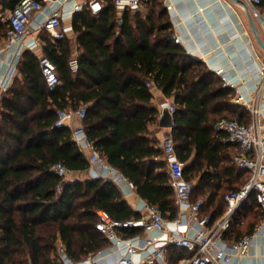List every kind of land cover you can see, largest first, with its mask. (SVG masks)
<instances>
[{"label": "trees", "instance_id": "obj_1", "mask_svg": "<svg viewBox=\"0 0 264 264\" xmlns=\"http://www.w3.org/2000/svg\"><path fill=\"white\" fill-rule=\"evenodd\" d=\"M99 13L88 9L73 16L79 44V70L70 68L74 43L65 36L53 41L46 31L43 53L57 65L63 84L50 88L39 55L25 49L12 85L3 93L0 110V264H58L61 238L73 260L111 245L97 228V209L119 220L139 218L122 190L102 177L69 180L52 166L89 168L87 155L72 138V128L55 125L58 110L86 105L84 127L106 161L133 182L137 192L157 205L167 219L178 213L163 149L148 137L158 110L148 105L151 80L177 110L172 133L189 179L199 178L194 200L209 194L201 213L214 218L226 209L225 194L240 188L249 171L234 159L238 146L215 124L222 117L248 124V110L233 101L234 90L202 59L174 39V26L164 0L146 10L119 13L113 0H103ZM152 1V0H151ZM150 1V2H151ZM19 0H1L0 10ZM149 4V3H148ZM148 6V5H146ZM8 22L0 16V40ZM193 154L195 157H193ZM60 187L61 190H58ZM251 196L239 211L228 238L252 232L263 213ZM142 231L127 230L128 235ZM169 264L189 255L184 247H168Z\"/></svg>", "mask_w": 264, "mask_h": 264}, {"label": "built area", "instance_id": "obj_2", "mask_svg": "<svg viewBox=\"0 0 264 264\" xmlns=\"http://www.w3.org/2000/svg\"><path fill=\"white\" fill-rule=\"evenodd\" d=\"M113 1L122 14L126 9L139 10L151 0ZM244 1L248 4L253 17L260 21L264 32V0ZM104 5L103 0H19L4 19L8 22L9 28L6 37L0 40V106L3 93L12 85L23 51L25 49L36 51L43 45V40L39 36L28 38L33 23L38 31H46L50 39L55 41L64 38L73 30V24L64 23L67 16L73 17L77 11L83 9L99 13ZM167 8L171 9L172 4H167ZM203 9L204 7H200V10ZM174 39L181 44L188 43L179 34H174ZM6 53L10 56L7 61L4 59ZM39 61L48 86L54 88L62 85L63 79L57 71L55 62L44 53L39 54ZM5 64L7 67L3 69ZM69 65L73 73L79 70L78 55L70 59ZM216 73L222 77L223 86L235 91L233 101L248 107L252 113V120L248 124L229 117H222L215 124L219 131L226 133L229 142L238 146L234 160L239 167L249 171L248 180L240 188L225 194L227 206L220 216L214 218L211 213L202 214V208L206 205L208 197L192 199L195 181L187 178L185 162L177 153L172 131L169 132L161 146L168 165L169 181L175 192L177 216L171 221L166 219L160 208L147 200H144L140 207L142 213L139 218L119 220L107 211L97 209L99 215L97 228L106 235L112 246L123 249L117 264H168L170 245L184 247L189 253L182 257L178 264H232L235 256L244 257L250 252L253 238L264 229V123L260 119L262 106L255 99V95L264 86V64L256 66L247 77L239 80L228 77L222 67L217 68ZM147 85L155 86V82L151 80ZM165 107L168 108L174 121L177 110L175 100L169 99ZM86 115V105H81L77 109L61 108L58 110L55 125L72 128V138L79 148L90 149L92 164L103 166L125 178L123 173L106 161L88 136L83 124ZM74 120L79 122L75 127L72 125ZM52 170L61 178H66L69 171L61 161L56 162ZM129 184L134 187L133 182L129 181ZM58 190H61L60 187ZM251 196H254L256 207L263 213L262 217L255 224L252 232L245 233L239 239L228 238L227 233L234 224L245 223V218L236 220V217ZM186 219L188 223H193L191 227L195 230L192 234L181 229ZM171 223L175 225L178 233H173ZM135 227H141L148 236L143 238L141 233L128 235L127 230ZM101 251L80 260H73L60 238L58 264H98V254Z\"/></svg>", "mask_w": 264, "mask_h": 264}, {"label": "crops", "instance_id": "obj_3", "mask_svg": "<svg viewBox=\"0 0 264 264\" xmlns=\"http://www.w3.org/2000/svg\"><path fill=\"white\" fill-rule=\"evenodd\" d=\"M164 3L166 6L167 4H172V8L168 9V12L170 13L174 26V34H179L184 40H187L188 43L182 45L185 46L188 53L205 61L210 70L216 72L217 68L222 67L224 68V73L228 77L239 80L242 77H247L249 72L256 66L264 64V53L261 52L259 47L254 45L252 35L254 37L255 35L251 29L248 15L242 5L231 0H164ZM233 4L240 8L239 11H236ZM200 7H204V9L200 10ZM6 10L9 15L11 8H7L4 11ZM72 21V16H67L64 19L65 24H73ZM255 22L259 29L261 26L260 21L255 19ZM41 33L42 31H38L35 28V23H33L30 26L28 38L35 36L40 37ZM68 37L74 43L73 56L78 55L79 44L76 41L74 29L69 31ZM262 49L264 50V48ZM35 52L38 55L43 53V45L37 48ZM4 59L6 61L10 59L8 53L4 55ZM6 67V64L3 65V69ZM16 74L17 71L15 72V75ZM152 91L153 97L148 105L156 108L159 113L157 121L149 123V133L147 136L154 138L155 145L162 148L161 143L164 137L172 131V128L161 125L160 113L166 108V102L174 98L172 96H167L162 89L156 86H152ZM255 99H257V102L262 106L260 119L264 123V86L255 95ZM245 108L250 114V123L252 120V113L248 107ZM78 124L79 122L77 120L72 122L73 127ZM82 151L87 155L90 161V149L85 147ZM193 157H195L194 154ZM161 159L166 161L164 154ZM97 177L114 181L122 190L125 199L132 208L142 213L140 207L146 199L137 192L135 187L129 184L130 180L126 176L122 178L119 173L112 172L103 166L90 162V166L87 169L69 170L66 179L75 180ZM193 180L196 185L199 178L197 177ZM208 196L209 194H206L202 197ZM168 220L171 221L172 219ZM184 223L181 229L189 234L194 233L195 229L191 227L193 223H188L187 219L184 220ZM170 227L174 230V232L172 231L173 233H178L173 223L170 224ZM138 233H141L143 238L148 236V233L144 231H139ZM122 251V247H115L112 245L102 249L98 254V264H117ZM232 264H264V229L253 238L250 252L244 257L235 256Z\"/></svg>", "mask_w": 264, "mask_h": 264}, {"label": "water", "instance_id": "obj_4", "mask_svg": "<svg viewBox=\"0 0 264 264\" xmlns=\"http://www.w3.org/2000/svg\"><path fill=\"white\" fill-rule=\"evenodd\" d=\"M231 1L238 3L244 7V9L248 15L249 23H250L251 29L255 35V38H256L258 44L262 48H264V39L261 36V33H260V31L256 25L255 19H254L253 15L250 11L248 4L244 0H231ZM160 123L162 126H166V127H173L174 126V121H173L172 115L169 112L168 108H164L163 113L161 115Z\"/></svg>", "mask_w": 264, "mask_h": 264}, {"label": "rangeland", "instance_id": "obj_5", "mask_svg": "<svg viewBox=\"0 0 264 264\" xmlns=\"http://www.w3.org/2000/svg\"><path fill=\"white\" fill-rule=\"evenodd\" d=\"M153 1L154 0H152L151 2H149V4H147L148 6H144L143 7V9H145L146 8V10L147 9H149V7L153 4ZM233 6L236 8V11H239V7L238 6H236L235 4H233ZM0 16L3 18V20L4 19H6L7 17H8V11L6 10V11H3V10H0ZM260 26V25H259ZM259 31H260V33H261V36L263 37V39H264V32H263V29H262V26H260L259 27ZM250 33L252 34V32L250 31ZM252 37H253V41H254V45H256L257 47H259V49H261V52L262 53H264L263 51V49H262V47L258 44V42L256 41V39H255V37L252 35ZM234 95H235V91H234ZM233 95V96H234ZM0 110H1V106H0Z\"/></svg>", "mask_w": 264, "mask_h": 264}]
</instances>
